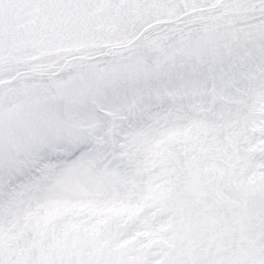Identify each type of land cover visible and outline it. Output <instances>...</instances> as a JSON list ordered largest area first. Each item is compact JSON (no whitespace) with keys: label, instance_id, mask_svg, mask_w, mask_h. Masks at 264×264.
Segmentation results:
<instances>
[{"label":"snow or ice","instance_id":"1","mask_svg":"<svg viewBox=\"0 0 264 264\" xmlns=\"http://www.w3.org/2000/svg\"><path fill=\"white\" fill-rule=\"evenodd\" d=\"M0 264H264V0H0Z\"/></svg>","mask_w":264,"mask_h":264}]
</instances>
